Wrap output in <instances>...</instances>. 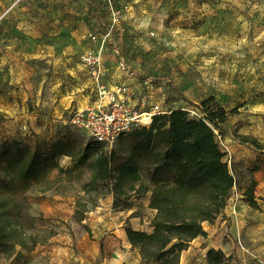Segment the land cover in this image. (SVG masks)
<instances>
[{
  "label": "rangeland",
  "instance_id": "1",
  "mask_svg": "<svg viewBox=\"0 0 264 264\" xmlns=\"http://www.w3.org/2000/svg\"><path fill=\"white\" fill-rule=\"evenodd\" d=\"M110 2L120 19L103 46L88 35L99 37L110 27L108 0H27L5 16L8 2H1L0 159L4 155L6 161L13 141L44 152L70 131L87 142L69 119L80 103L94 98L80 56L101 47L110 85L147 91L150 102L192 119L201 116V101L214 97L229 114L218 144L235 179L255 165L264 170V149L235 137H254L264 146V0ZM120 61L133 76L115 69ZM57 161L64 169L71 167L69 157ZM258 177V208L245 214L248 210L234 195L218 217L233 232L223 238L230 252L220 250L232 257L229 264H264V174ZM88 179L86 174L64 193L32 189L27 202L34 224L51 227L57 235L19 260L0 254V264H141L125 228L152 231L155 212L148 209V195L116 211L112 195L100 188L98 206L77 223L74 205ZM210 226L203 223L211 239L194 247L186 264H207L202 254L217 239V231H211L215 222Z\"/></svg>",
  "mask_w": 264,
  "mask_h": 264
},
{
  "label": "trees",
  "instance_id": "2",
  "mask_svg": "<svg viewBox=\"0 0 264 264\" xmlns=\"http://www.w3.org/2000/svg\"><path fill=\"white\" fill-rule=\"evenodd\" d=\"M200 112L198 119L184 112L155 118L148 128L132 130L111 148L83 143L70 131L44 152L13 141L6 161L4 155L0 159V254L19 260L23 252H32L57 235L51 227L34 224L27 202L32 189L64 193L87 174L84 195L74 205L75 222H83L98 206L100 188L112 195L116 211L128 210L135 199L148 195V209L155 212L149 222L152 231L126 227L127 241L138 250L141 264H180L190 242L206 236L203 223L212 224L223 213L236 185L218 144L229 114L214 97L201 101ZM235 137L264 149L254 137ZM63 156L71 160L68 169L57 161ZM54 171L59 176L51 178ZM255 186L251 182L244 192L253 209L258 208ZM231 258L220 250L206 253L207 264H229Z\"/></svg>",
  "mask_w": 264,
  "mask_h": 264
},
{
  "label": "built area",
  "instance_id": "3",
  "mask_svg": "<svg viewBox=\"0 0 264 264\" xmlns=\"http://www.w3.org/2000/svg\"><path fill=\"white\" fill-rule=\"evenodd\" d=\"M8 2L4 16L13 8L27 0H0ZM110 27L99 35H88L92 43L101 41L103 46L109 38L113 28L120 19L119 11L111 6L110 0ZM80 62L86 70L93 99L83 109L75 110L69 124L82 133L87 142L101 143L111 148L117 140L134 129L148 128L158 117H168L172 114L168 108L150 102L147 91L134 89L125 83L110 85L106 78V70L102 62V48H94L80 56ZM115 69L133 76L122 61L117 63ZM87 88V87H85Z\"/></svg>",
  "mask_w": 264,
  "mask_h": 264
},
{
  "label": "crops",
  "instance_id": "4",
  "mask_svg": "<svg viewBox=\"0 0 264 264\" xmlns=\"http://www.w3.org/2000/svg\"><path fill=\"white\" fill-rule=\"evenodd\" d=\"M87 104L88 103H86L85 105H87ZM255 166L257 167L256 169L248 168L249 173L247 172L248 174L246 176L241 175V177L239 179L238 178L236 179V185H235L234 189L232 190V192L229 194V197L227 200V204H229V203L232 204L234 201V195H236V198H238V199H235V200H237L236 202L238 204L240 203L242 208L244 207L248 210L245 213L248 215H251L250 212L253 210L251 209V207H249L247 205L245 206L244 200H243L244 199V192L251 185V182H254L256 184L255 189H254V195L257 196V192H258L257 189H259V187H261V182L259 181L260 179L258 176H260V174H262V173L264 174V170L261 168L260 165H255ZM261 203L263 204V207H261V210L264 212V201H260V204ZM254 211H256V210H254ZM205 224L208 226V228L211 227L210 226L211 224H208V223H205ZM221 225H222V221H221V219L218 218L215 221V226H214L213 230H211L212 232L214 231V229H215V232L217 231V233H216L217 234L216 245L206 244L205 251L202 254L203 257H204V255L206 256V252L210 249L221 250L224 253L230 252L229 242L223 238L225 236L228 237V233H230V236L233 234L232 228L227 230L226 228H224ZM125 238H126V234H125ZM210 239H211L210 236H206V238L205 237H197L194 240H192L189 244V247L181 253L180 264H186L187 258L190 257L192 255V253L194 252V247H196L197 245L202 244L206 241H209ZM128 244H129V242H128ZM138 256H139V254H138Z\"/></svg>",
  "mask_w": 264,
  "mask_h": 264
},
{
  "label": "bare ground",
  "instance_id": "5",
  "mask_svg": "<svg viewBox=\"0 0 264 264\" xmlns=\"http://www.w3.org/2000/svg\"><path fill=\"white\" fill-rule=\"evenodd\" d=\"M85 107V105L83 103L79 104V108L83 109ZM210 128L213 129V126H211L210 124H208Z\"/></svg>",
  "mask_w": 264,
  "mask_h": 264
}]
</instances>
